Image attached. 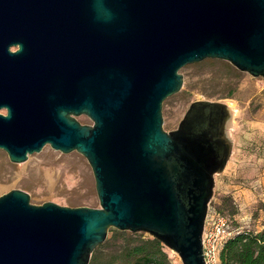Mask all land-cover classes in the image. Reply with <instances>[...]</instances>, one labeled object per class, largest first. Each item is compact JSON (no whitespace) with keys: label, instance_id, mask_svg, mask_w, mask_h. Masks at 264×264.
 I'll use <instances>...</instances> for the list:
<instances>
[{"label":"water","instance_id":"water-1","mask_svg":"<svg viewBox=\"0 0 264 264\" xmlns=\"http://www.w3.org/2000/svg\"><path fill=\"white\" fill-rule=\"evenodd\" d=\"M206 59L264 80V0H0V150L14 164L47 145L77 152L100 205L3 195L0 264H89L110 229L205 264L230 109L192 102L166 132L162 104L181 90L180 70Z\"/></svg>","mask_w":264,"mask_h":264},{"label":"rangeland","instance_id":"rangeland-1","mask_svg":"<svg viewBox=\"0 0 264 264\" xmlns=\"http://www.w3.org/2000/svg\"><path fill=\"white\" fill-rule=\"evenodd\" d=\"M180 74L184 80L181 90L162 104L164 131L178 127L192 102L217 100L231 105L234 111L226 130L230 155L223 171L215 176L209 215L228 218L235 233L264 232V80L214 59L187 65ZM77 120L82 125L93 124L85 116ZM15 190L28 194L35 206L54 203L68 208H100L86 159L77 152L55 151L49 145L20 164L11 163L0 150V197ZM112 237L109 231V249L122 242L112 241ZM165 250L172 264H182L178 255Z\"/></svg>","mask_w":264,"mask_h":264},{"label":"trees","instance_id":"trees-1","mask_svg":"<svg viewBox=\"0 0 264 264\" xmlns=\"http://www.w3.org/2000/svg\"><path fill=\"white\" fill-rule=\"evenodd\" d=\"M109 231L113 232L112 241L120 239L121 245L109 249L105 241L93 252L89 264H172L166 248L156 239L141 233ZM219 264H264V232H233L219 251Z\"/></svg>","mask_w":264,"mask_h":264},{"label":"built area","instance_id":"built-area-1","mask_svg":"<svg viewBox=\"0 0 264 264\" xmlns=\"http://www.w3.org/2000/svg\"><path fill=\"white\" fill-rule=\"evenodd\" d=\"M210 205L205 221L202 247L205 264H219V251L233 233L228 218L220 214L210 217Z\"/></svg>","mask_w":264,"mask_h":264},{"label":"flooded vegetation","instance_id":"flooded-vegetation-1","mask_svg":"<svg viewBox=\"0 0 264 264\" xmlns=\"http://www.w3.org/2000/svg\"><path fill=\"white\" fill-rule=\"evenodd\" d=\"M18 49H19V45H13V46L10 47V51L11 52H16Z\"/></svg>","mask_w":264,"mask_h":264},{"label":"bare ground","instance_id":"bare-ground-1","mask_svg":"<svg viewBox=\"0 0 264 264\" xmlns=\"http://www.w3.org/2000/svg\"><path fill=\"white\" fill-rule=\"evenodd\" d=\"M229 109H230V113H231V116H232L234 110L232 109L231 105H229ZM229 126H230V122H228V126L227 127H229Z\"/></svg>","mask_w":264,"mask_h":264}]
</instances>
